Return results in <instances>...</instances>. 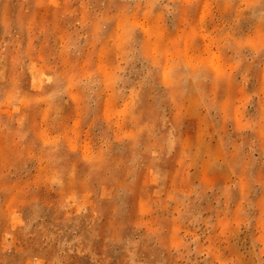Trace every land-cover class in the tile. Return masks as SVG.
<instances>
[{
	"label": "rangeland",
	"instance_id": "obj_1",
	"mask_svg": "<svg viewBox=\"0 0 264 264\" xmlns=\"http://www.w3.org/2000/svg\"><path fill=\"white\" fill-rule=\"evenodd\" d=\"M0 264H264V0H0Z\"/></svg>",
	"mask_w": 264,
	"mask_h": 264
}]
</instances>
